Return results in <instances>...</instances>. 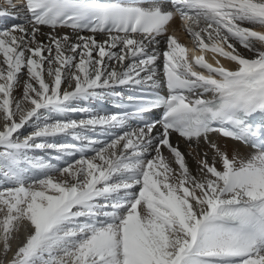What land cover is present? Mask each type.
Instances as JSON below:
<instances>
[{"label": "snow or ice", "instance_id": "snow-or-ice-1", "mask_svg": "<svg viewBox=\"0 0 264 264\" xmlns=\"http://www.w3.org/2000/svg\"><path fill=\"white\" fill-rule=\"evenodd\" d=\"M19 7L25 22L0 30V264H264V120H254L264 116V0ZM174 20L199 55L170 32ZM161 84L167 95L148 99ZM117 87L132 91L130 108L67 118L88 112L72 107L81 99L123 100ZM154 109L158 118L129 127ZM96 129L109 138H91ZM61 135L79 143L48 142ZM221 139L251 152L230 154ZM33 150L79 159L58 166Z\"/></svg>", "mask_w": 264, "mask_h": 264}, {"label": "bare ground", "instance_id": "bare-ground-1", "mask_svg": "<svg viewBox=\"0 0 264 264\" xmlns=\"http://www.w3.org/2000/svg\"><path fill=\"white\" fill-rule=\"evenodd\" d=\"M12 2L14 4L18 5V7L14 8V9L10 8L5 3V0H0V11L7 10V12H8V14H6V15H0V30H3L5 28H10L13 24L23 23L26 20L27 15L25 13L24 8L23 7H19V5H21L20 1L19 0H12ZM172 24H174L176 29H178L179 31H182L181 33H185V34H182L181 39H178V40H182V42L185 43V44L187 43V41H185V39H190L192 41L190 36L179 26V21L178 20H174ZM256 30H261V29L257 28ZM42 31L44 33H47L49 31V29L44 27L42 29ZM60 31L63 32V31H68V30L67 29H63V30H60ZM82 34L83 35H90V33H82ZM188 36H189V38H187ZM38 38L39 39H44V37H42V36L38 37ZM97 38L101 39L102 37H100L98 35ZM239 50L245 56H250L251 55V53L247 52L242 47H240ZM221 62L226 67H230V68H234L235 67L234 64L229 63L227 60H222ZM158 64H159V68L157 70V77L162 80L163 79V76H162V61H159ZM197 69H199V68H197ZM18 79H19L20 83L22 84L23 81L25 80V75L21 74ZM63 87H67V85H63ZM129 90L130 89L125 88V87H117L115 89V91H119L122 94H124L125 92H128ZM20 95H21L20 89L19 88L15 89L14 90V96L19 97ZM113 106H117V103H116V100L114 99V97L111 96V95L105 96V97L86 99V100L85 99H81V100H78L75 103H73L72 107L77 108V109L85 108V109L88 110V112H79V111L70 112V113L67 114V118L79 120L78 118H79V116H81L80 119H85V118H87L89 113H91L93 115H97V114L98 115L113 114V113L116 112L113 109ZM103 109H105V110H103ZM107 110L110 111V112L106 113L105 111H107ZM128 124H129V127L131 129H135V128L139 127V125L136 122H134L132 119H129ZM31 131H32V126L29 125L24 130V134L26 135V134H28V132H31ZM89 133L93 134V135H90V134H88V135H90V137L94 138V139H99V140H102V141L108 139L107 135L106 134H102L99 129L91 130V131L89 130ZM62 138H63L62 136H57V137H53V138H49V139L62 141ZM71 138L72 137L70 136L68 138V140L72 141V142H75V143H79V141H74V139H71ZM173 140L174 141L176 140L175 136H173ZM219 142H220V144L222 146L223 145H227V148H228L230 154L232 153L233 150H238L241 155H247V154H249L251 152V149L249 147H246L245 145L241 144L240 142H237V141H234V140H231V139H221ZM180 147H181V150L186 153V160H187V163L189 164L190 169L195 171L196 168H197L196 161L194 159V156L187 155V153L189 151L188 145L184 141H181L180 142ZM203 147L204 146H203L202 142L200 143L199 148H197L195 146V144H194V146L192 148V151L195 152L197 150H202ZM34 151H37V150H34ZM30 152H29V154H30ZM165 155H167V153H165ZM65 158H67V157H65ZM55 161H58V159H55ZM3 186H4L3 182L0 181V187H3ZM18 242L19 241H17V240H14L12 242L13 248L16 247Z\"/></svg>", "mask_w": 264, "mask_h": 264}, {"label": "rangeland", "instance_id": "rangeland-1", "mask_svg": "<svg viewBox=\"0 0 264 264\" xmlns=\"http://www.w3.org/2000/svg\"><path fill=\"white\" fill-rule=\"evenodd\" d=\"M180 32H182V31H180ZM180 36H182V34ZM178 39H180V38H178ZM179 41L181 43H183L182 40H179ZM106 113H109V112H106ZM45 115H47V113H45ZM80 118H81V116H79L78 119H80ZM88 134L93 135V134H91L89 132H88ZM61 136L63 137L62 138V141L48 139V142L49 143H56V144H60V143H73L72 141H69L68 140V138L70 136H66V137H65V135H61ZM107 137H108V135H107ZM71 139H73V137ZM92 154L93 153L91 151H88L87 152V155H89V156L92 155ZM29 156L42 158L45 162L55 163L58 166H66L67 163H71L74 159H79V154L78 153H75V154H72V155L61 154L60 155V158L58 159V161H55V159H57V153L55 151H53V150H37V151H34L33 150V151L30 152ZM65 157H67V158H65Z\"/></svg>", "mask_w": 264, "mask_h": 264}]
</instances>
